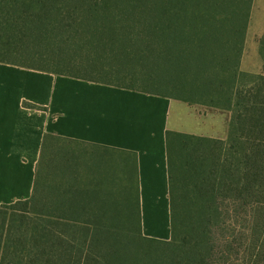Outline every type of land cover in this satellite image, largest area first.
Returning a JSON list of instances; mask_svg holds the SVG:
<instances>
[{
  "label": "trees",
  "instance_id": "obj_1",
  "mask_svg": "<svg viewBox=\"0 0 264 264\" xmlns=\"http://www.w3.org/2000/svg\"><path fill=\"white\" fill-rule=\"evenodd\" d=\"M252 3L0 0L1 63L231 112L225 139L166 131L169 239L142 232L135 152L90 144L120 157L125 183L119 198L107 189V198L99 199L103 180L99 184L80 180L76 165L68 163L76 158L71 148L58 142L90 145L45 133L31 196L0 205V264H264V64L251 83H239ZM36 41H52L62 50L68 43H82L77 47H89L85 62L93 69L97 60L93 54L101 50L116 57L120 67L111 71L144 83L161 84L164 78L143 73L131 65L133 61L138 64L145 56L157 63L155 68L170 64L193 96L62 70L58 63L71 60L33 51L29 46ZM259 42L264 59V34ZM14 57L32 61L51 57L58 63L45 67ZM23 105L44 109L26 101ZM69 166L73 170L67 175ZM130 241H138L136 251H141L140 242L158 247L137 253Z\"/></svg>",
  "mask_w": 264,
  "mask_h": 264
},
{
  "label": "crops",
  "instance_id": "obj_2",
  "mask_svg": "<svg viewBox=\"0 0 264 264\" xmlns=\"http://www.w3.org/2000/svg\"><path fill=\"white\" fill-rule=\"evenodd\" d=\"M181 107L169 97L0 62V205L31 196L43 136L52 133L135 152L142 232L169 239L166 131H180L170 121L189 113Z\"/></svg>",
  "mask_w": 264,
  "mask_h": 264
},
{
  "label": "rangeland",
  "instance_id": "obj_3",
  "mask_svg": "<svg viewBox=\"0 0 264 264\" xmlns=\"http://www.w3.org/2000/svg\"><path fill=\"white\" fill-rule=\"evenodd\" d=\"M263 34L264 0H253L249 14L244 48L240 57V84L251 83V81L254 80V77L262 73L263 71L264 59L261 54L259 42ZM51 42L41 43L40 41H36L29 47H31L33 51L36 50L38 52H44L45 54L65 57L66 59H70L71 63H67L66 61L58 63L57 61H52L51 57H49L50 61H48V59H46L47 61H32L30 60V58L25 57L14 58H17L22 62L34 63L45 67H55V63H58L57 66H59L62 70L73 71L82 75L94 76L96 78L110 80L121 84L134 83L138 88H148L157 92L168 91L172 95H178L183 98H189L193 96V91H191L190 86L181 79V77L177 74L178 71L173 69L170 64L168 65L167 63H164L161 68H155V65L157 63L152 61V59L150 61H147L145 56L142 58L143 60H140L138 64L133 61L131 65H137L138 69L143 73L147 75L155 74L158 80L164 78L161 84L158 82L144 83L139 80L131 79V75H127L125 72L118 73L116 70L111 71V69L113 70V68H119L120 66L115 59L116 57L110 56L106 52H102L100 50L97 52L98 54H93V56L97 59L95 60L96 67L93 69L91 67H88V64L90 63L89 61L88 63L85 62L89 53V47L85 46L83 48H79L77 47V45L82 43L71 42L68 43L69 46H67V48L64 47V50H62L63 47H60L57 43L51 44ZM8 57L13 58V55H8L7 58ZM131 65L128 64L127 68H129ZM194 98H200V100L202 101L206 99L203 96L197 97L196 95L194 96ZM215 98L216 97L212 93V99ZM177 101L178 104L182 106L181 108H183V110L189 107V113L187 114L186 110L182 111L183 118L179 124L175 122L177 117L172 116L170 121L171 129L178 127L180 129L179 132L192 133V131H194L200 133V135L203 136L216 137L220 139H225L227 137L228 126L231 118L230 111L204 103H193L191 101H184L179 99ZM58 145L67 147V149L71 148L73 156H75L76 158L72 157L73 160H70L68 163L76 165L79 171L78 177L80 178V180L87 181L88 179H92V184H99V181L103 180L102 184L100 185L103 192H97L99 199L107 198L106 195L108 194V192H105L107 189L113 190V192L116 191L115 194L117 193L118 195L115 197H120L119 194L122 193L125 183L122 178V172L120 169V157L117 154L103 153L97 148H92L91 146H87L85 144L80 145L69 143L67 141H59ZM92 169H95V171L90 172ZM72 170V166L67 167L66 174H70ZM129 243L136 245L132 246V251L137 253H143L144 248L155 251L158 247L157 244H146L145 242L144 244H142L140 242L139 250L141 251H136V249L138 250V241H136L135 243H132L130 241Z\"/></svg>",
  "mask_w": 264,
  "mask_h": 264
}]
</instances>
